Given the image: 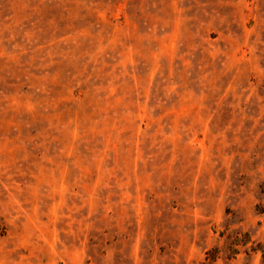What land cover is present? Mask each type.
Listing matches in <instances>:
<instances>
[{"label":"rangeland","instance_id":"374dc122","mask_svg":"<svg viewBox=\"0 0 264 264\" xmlns=\"http://www.w3.org/2000/svg\"><path fill=\"white\" fill-rule=\"evenodd\" d=\"M0 264H264V0H0Z\"/></svg>","mask_w":264,"mask_h":264}]
</instances>
